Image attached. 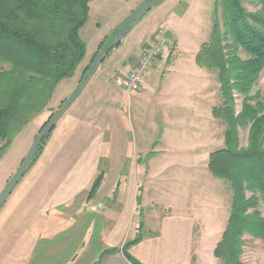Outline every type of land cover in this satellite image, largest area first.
<instances>
[{
  "label": "crops",
  "instance_id": "0c3cea01",
  "mask_svg": "<svg viewBox=\"0 0 264 264\" xmlns=\"http://www.w3.org/2000/svg\"><path fill=\"white\" fill-rule=\"evenodd\" d=\"M153 12L151 14L157 18L162 16L165 20L151 31L141 21L139 26L143 38L136 50L138 56L154 40L155 33L169 25V17L174 10L168 8ZM212 27L213 24L210 33ZM169 33L176 43L175 49L181 54L176 56L173 69L164 76L160 88L155 91L161 109L159 117L166 120L161 127H157V130H161L158 137L161 136L163 140H153L147 154L146 150L144 154L136 152L132 158L134 165L147 166V181L151 178L153 160L170 155L172 146L168 136L173 133L172 129L178 127L179 120L189 117L199 119L187 123L182 121L180 124L181 127L187 124L197 131L206 128L204 117H207L209 124L220 121L214 117V106L209 103V71L197 64L201 48L189 52V57L181 52L175 32L171 30ZM102 40L97 42V46ZM169 55L165 57L166 60ZM185 61H189L190 65L180 71L185 75L187 71L190 75L180 77L182 73L178 65ZM194 76L201 79L200 86ZM139 94L142 96L133 99L136 102L153 97L149 85L147 88L144 86ZM82 96L51 133L48 147L0 212V264H97L104 252L116 248L121 251L105 257L102 264H133L122 249L136 236L141 223L144 224V238L130 249L132 257L140 263L220 264L215 256L219 242H209L210 235L202 232V221L199 223L200 211H188L187 203L181 204V194L179 201L173 205L153 202L147 206L145 189L138 183L136 200L134 194L129 200L130 205L124 206L127 201L123 191L121 193L122 176L118 178L113 191L107 194L103 192L106 176L105 172L99 173V169L110 141H107V128L102 127L91 104H87V100L82 101ZM205 104L209 106L207 112L204 110ZM27 128L18 138L24 136ZM18 138L0 160V193L27 156L30 136H25V140L18 141ZM135 143L137 146L140 143L138 134ZM208 158L210 160V155ZM100 174L104 175L102 186L89 199L92 185ZM113 194L123 196L119 197V203L115 201L106 205ZM116 203L118 207L112 209Z\"/></svg>",
  "mask_w": 264,
  "mask_h": 264
},
{
  "label": "trees",
  "instance_id": "16d2710c",
  "mask_svg": "<svg viewBox=\"0 0 264 264\" xmlns=\"http://www.w3.org/2000/svg\"><path fill=\"white\" fill-rule=\"evenodd\" d=\"M92 2L0 0V63L9 66L0 71V160L47 110L59 85L74 78L86 60L87 44L81 31L89 20ZM250 3L259 10L250 12L244 0H219L221 14L216 9L209 39L196 59L201 68L217 73L223 102L213 109V115L227 126L225 147L213 152L209 162L212 175L228 183L233 191L228 224L215 250L222 264H244L245 236L264 241V217L257 209L258 194L264 195V103L250 102L264 70V0ZM242 51L249 59L241 58ZM237 95L243 97L240 113L236 111ZM247 128L248 145L242 147L241 130ZM103 180L100 174L89 199ZM138 198L140 204L141 195ZM143 229L141 223L136 236L122 249L133 264H142L132 257L130 249L143 240ZM120 251L104 252L97 264Z\"/></svg>",
  "mask_w": 264,
  "mask_h": 264
},
{
  "label": "rangeland",
  "instance_id": "374dc122",
  "mask_svg": "<svg viewBox=\"0 0 264 264\" xmlns=\"http://www.w3.org/2000/svg\"><path fill=\"white\" fill-rule=\"evenodd\" d=\"M146 1L93 0L89 20L81 31V37L87 44V58L77 70L74 78L65 80L59 85L47 110L31 123L24 136H21L23 138H18L19 141L25 140V136H30L27 154L44 125L58 112L64 101L70 98L72 92L78 89L82 80L89 73L101 51V45L111 41L121 24ZM218 2L219 0H167L148 13V16L146 15L141 21H144L142 23L147 24L148 30L151 31L157 24L159 25L165 20L162 16L157 18L154 16L155 14L151 13L156 10L173 9L174 13L169 14L171 16L169 17V25L162 27V29L168 32L174 31L181 52L191 57L189 52L199 50L209 36L211 25L214 24L216 17ZM244 2L250 12L255 13L259 10L250 3V0H244ZM218 10L221 14V8ZM149 22L151 24H148ZM139 24L137 25L139 26ZM138 26H135L136 28L125 37L118 47L106 55L99 71L81 98L82 101L87 100V104H91V109L97 115V120L100 121L102 127L107 128V141L111 142L105 148L104 158L99 169V173L105 172L106 176L103 192L107 194L113 191L118 178L122 176L121 193L123 191L125 195L121 194V196L125 197L127 201L124 206L130 205L129 200L133 198L134 194L136 200L138 183L145 189L147 206L153 202L173 205L174 202L179 201L181 194V204L187 203L188 211H200L198 213L199 223L202 221L204 227L202 232H207L210 235L208 236L209 242H220L230 217L233 191L228 183L212 175L209 169L210 160L208 156L225 147L227 127L225 123L220 120L209 124L207 117H204L203 122L206 128L197 131L187 124L183 127L180 124L182 121L187 123L199 119L189 117L179 120L178 127L172 129L173 133L168 136L173 149L171 148L168 157L160 156L153 160L149 181L146 180L147 166L138 167L133 164L132 158L136 152L144 154L146 150L145 153L147 154L153 140L158 142L163 140L161 136L158 137L161 130H157V127H161L166 120L159 117L161 109L156 100L155 91L160 88L164 76L173 69L176 56L181 54L175 49L176 43L171 37L172 43L169 47L171 50L167 49L166 53V57L170 53L169 58L167 60L166 58L156 59L154 62L156 69H150L147 74L148 80L145 87L147 88L149 85L152 88V99L136 102L133 99L136 96L141 97L140 92L126 93L119 84L126 78L132 65L135 64L136 66L138 61L139 56L136 50L143 38L142 28ZM158 32L153 37L155 40L158 39ZM101 38L103 40L97 46V42ZM240 56L244 60L249 59L244 51L241 52ZM189 65V61L178 65L179 71L184 70L183 68ZM8 68V65L0 63V71ZM181 73L180 77L190 75L187 71V75L184 72ZM208 73L210 75L208 92L211 100L209 103L215 108L222 105L223 102L221 86L217 79V73ZM177 76L179 77V75ZM188 78L190 79V77ZM194 78H197L200 86L201 79L198 76H194ZM250 96L254 98L250 101L253 105L264 103V70ZM242 105L243 97L237 95V113L242 111ZM208 109L209 106L205 104V112L209 111ZM248 133L249 128L241 130L242 147L248 145ZM136 134H138L140 141L139 149L135 143ZM50 141L51 139L48 137L45 141L44 150ZM121 196L119 194L111 195L106 205L113 204L115 201L119 203ZM258 197L257 209L264 217V195L258 194ZM117 203L112 209L118 207ZM218 230L219 233L217 234ZM242 261L244 264H264V241L245 236Z\"/></svg>",
  "mask_w": 264,
  "mask_h": 264
},
{
  "label": "water",
  "instance_id": "95a60500",
  "mask_svg": "<svg viewBox=\"0 0 264 264\" xmlns=\"http://www.w3.org/2000/svg\"><path fill=\"white\" fill-rule=\"evenodd\" d=\"M167 0H147L143 5L134 10L131 15L121 24V26L115 31L114 38L109 41L99 53L93 67L90 72L85 76L78 89L70 96V98L61 106L58 112L50 119V121L44 125L40 133L36 136L31 148L23 161L18 171L13 175L10 181L6 184L2 192L0 193V212L6 204L9 197L12 195L15 188L19 185L21 180L33 167L40 151V147L45 139L51 135L60 121L70 111L73 105L80 99L85 92L86 88L93 80L97 72L99 71L106 55H108L113 49L118 47L122 41L129 35V33L140 23V21L153 9L161 6Z\"/></svg>",
  "mask_w": 264,
  "mask_h": 264
},
{
  "label": "built area",
  "instance_id": "2783aa9c",
  "mask_svg": "<svg viewBox=\"0 0 264 264\" xmlns=\"http://www.w3.org/2000/svg\"><path fill=\"white\" fill-rule=\"evenodd\" d=\"M171 36L168 31L160 29L158 39L153 40L145 47L128 76L120 82V87L126 93H139L144 89L147 74L154 67L156 59H165L171 45ZM168 49V50H167Z\"/></svg>",
  "mask_w": 264,
  "mask_h": 264
}]
</instances>
